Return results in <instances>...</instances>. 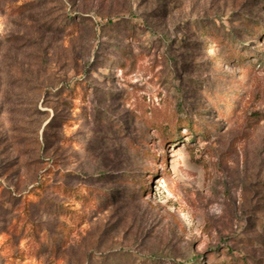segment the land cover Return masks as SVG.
I'll use <instances>...</instances> for the list:
<instances>
[{
	"label": "rangeland",
	"instance_id": "obj_1",
	"mask_svg": "<svg viewBox=\"0 0 264 264\" xmlns=\"http://www.w3.org/2000/svg\"><path fill=\"white\" fill-rule=\"evenodd\" d=\"M263 51L264 0H0V264H264Z\"/></svg>",
	"mask_w": 264,
	"mask_h": 264
},
{
	"label": "trees",
	"instance_id": "obj_2",
	"mask_svg": "<svg viewBox=\"0 0 264 264\" xmlns=\"http://www.w3.org/2000/svg\"><path fill=\"white\" fill-rule=\"evenodd\" d=\"M255 24V23H254ZM253 26H255V25H253ZM256 27H257V29H261L259 26H257L256 25ZM258 30V31H259ZM207 28L205 27L203 30H201L200 31V33H201V35L203 36H207L208 35V33H210V32H207ZM261 33H263V31L261 30L260 31ZM259 33V32H258ZM243 46H245V44H242ZM234 46H235V44H234ZM235 50H236V48H235ZM235 50H234V47L232 48V50H231V53H232V55L233 56H235V57H233V60L232 61H234V63H241V59H243V57H244V54H245V52L247 51H245V50H237L236 52H235ZM237 56V57H236ZM258 58H259V61H260V64L264 67V51L263 52H261L260 53V55H258ZM185 123L191 130L193 129V127H194V125L193 124H191V119H190V117L189 116H187L185 119H180L179 120V124L180 123ZM149 124H150V126H152L153 127V129L155 130V131H157V132H159L160 130H161V128H162V123L158 120V119H154V120H152V121H150L149 122ZM178 124V125H179ZM162 140H164L166 143H169L170 141L168 140V139H166V137H162L161 138Z\"/></svg>",
	"mask_w": 264,
	"mask_h": 264
}]
</instances>
